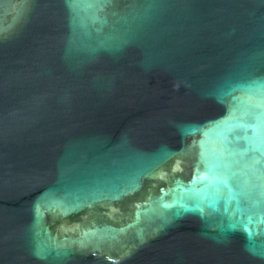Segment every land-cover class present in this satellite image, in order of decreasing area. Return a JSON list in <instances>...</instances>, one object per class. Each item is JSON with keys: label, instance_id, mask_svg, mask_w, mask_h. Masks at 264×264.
I'll return each instance as SVG.
<instances>
[{"label": "water", "instance_id": "obj_1", "mask_svg": "<svg viewBox=\"0 0 264 264\" xmlns=\"http://www.w3.org/2000/svg\"><path fill=\"white\" fill-rule=\"evenodd\" d=\"M0 264H264V0H0Z\"/></svg>", "mask_w": 264, "mask_h": 264}]
</instances>
